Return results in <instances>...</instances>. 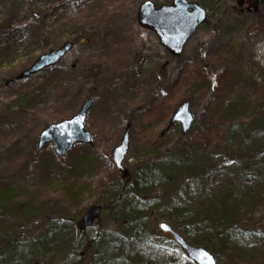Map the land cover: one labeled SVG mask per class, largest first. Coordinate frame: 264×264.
I'll use <instances>...</instances> for the list:
<instances>
[{"label": "trees", "instance_id": "trees-1", "mask_svg": "<svg viewBox=\"0 0 264 264\" xmlns=\"http://www.w3.org/2000/svg\"><path fill=\"white\" fill-rule=\"evenodd\" d=\"M89 3L88 0L83 2L73 19L67 15L56 18L51 29L28 25L16 29L10 18L7 23L1 21L0 57L10 54L16 44H31L35 38L43 37L42 32L56 31V28H61L57 38L63 42L61 38L68 27L86 21L89 27L106 28L111 33V46L106 47L110 53L99 55L105 61L101 66L105 71L103 79L109 81L115 66L129 52L130 31L125 27V16L119 12L121 0H100L92 9ZM0 4L3 5V1ZM10 9L6 3L1 14L10 13ZM263 20L264 14H261L258 22ZM12 34L19 35L11 38V44L2 42V35ZM88 39L93 40V37L89 35ZM79 40L77 42L86 41L85 38ZM104 41L101 40L102 46H105ZM209 56L208 67L211 68L205 67L202 71L185 63L173 79L168 78L161 67L141 78L134 94V98L141 99L135 104L145 106V117L153 116L151 122L156 123L148 122L144 133H140L136 153H143L145 158L133 165L127 181L108 174L98 187L105 196L103 206L109 205L122 213L117 218L120 223L117 231L100 229L96 238L82 244L81 232L79 238L73 235L78 219L70 225L67 218L56 222L54 217V224L35 242L18 236L17 243L11 246L0 241V264H23L41 249L54 264L63 252L75 254L76 248L81 246L84 248L80 260L74 262L67 258L61 264H171L167 244L157 234L148 232L154 210L160 220L169 223L186 240L211 251L219 264H264V231L248 233L244 227L246 216L264 201V67L249 58L250 54L236 41L219 45ZM220 66L224 68L215 76ZM97 67L98 64L93 74L86 72L85 63L70 66L68 70L57 67L45 71V82L31 95L32 102L23 104L22 110H46L50 120L69 118L90 96H85L86 85L94 81L98 86L92 92L100 101L95 103L93 111L101 106L97 117L100 123L104 122L93 127V133L110 137L103 134L108 128L105 125H109V129L119 127L125 106L120 95L112 101L106 100L103 85L98 81L101 69L98 67L97 71ZM157 86L164 90V96L157 93ZM211 88L213 91L208 98ZM201 99L210 114L206 124L196 127L187 136L174 125L172 138L159 143L161 134H155L154 126L168 121L179 103L191 100L195 106ZM38 100L45 105L40 107ZM78 147L81 152H77ZM78 147L69 154L65 164L60 165L55 159L42 162L36 184L30 182L20 185L19 189L6 190L3 201L11 216L25 215L37 229L40 212L46 211L39 210L43 198H52V192L57 195L56 192L64 188L57 196L61 202L72 205L75 198L85 195L88 185H78L80 179L88 172L104 168L105 159L91 146ZM62 182L66 186L60 185ZM58 212L54 213L63 215L62 211ZM9 228L7 235H16V227L10 224ZM250 237L257 238L255 243L248 240ZM167 242L176 245L170 237ZM179 253L184 254L181 250ZM184 261L193 264L186 257Z\"/></svg>", "mask_w": 264, "mask_h": 264}, {"label": "rangeland", "instance_id": "rangeland-1", "mask_svg": "<svg viewBox=\"0 0 264 264\" xmlns=\"http://www.w3.org/2000/svg\"><path fill=\"white\" fill-rule=\"evenodd\" d=\"M2 1L3 5L0 4V14L4 11L3 6L6 3L10 6L11 11L6 15H0V22L7 23V20L10 18L13 28L21 29L25 25H28V27L38 26L45 30V28L51 29V26L54 25L58 17L66 15L70 19L77 17L78 9L87 0H0V3ZM88 1L91 2L89 3V7L92 9L96 8L100 0ZM142 1L121 0L119 12L125 16V27L130 31L131 50L115 66L112 78L109 81L103 79L105 71L104 67L101 69V66L105 61L102 60L101 56L99 57L101 53L104 55L110 53V50L106 48L111 46V33L108 29H95L89 27L86 21H79L76 26L68 27L67 32L61 38L63 42L70 40L76 44L66 57L60 61L57 67L61 70H68L70 66L79 67V65L85 63L86 72L89 71L93 74L95 72L94 66L99 61L98 67L101 69V77L98 78V81L103 85V93L106 94V100L112 101L116 95H120L122 103L126 106V111L125 117H121L120 119L119 127L114 126L109 129V125H105L108 128L103 134L110 137L93 135V127H96L98 124L101 125L104 120H101L100 123L97 117V110H101V106L95 110L96 112L90 111L85 126L91 134L93 133L91 148L96 154L98 152L105 159V167L94 172H88L80 179L78 185H88V188L87 190L85 189L84 196L79 199L75 198L71 202L72 205H68L64 201L61 202L57 196L63 193L64 188L61 191L58 190L56 192L57 195L52 192V198H43L39 210L46 209V211L40 212L41 217H39L37 229L30 224L27 220L29 218L25 215L17 213L11 216L10 209L3 201V197L7 195L5 192L10 187L19 189L20 185H28L30 182L36 184V180L40 175L39 170L42 167V162L55 159L61 165L68 162V160L65 158L57 159L51 144L44 146L39 152L36 150L39 131L48 126L47 122L51 119L46 117L45 113L48 111L32 109L24 112L22 110L23 104L32 102L31 95L33 93L36 94L38 88L45 82L46 75L43 74L44 72L15 81L10 86H6L5 82L23 72L40 55L62 44L63 42H60L57 38L58 31L61 28L60 30L56 28V31L42 32L43 37L40 39L35 38L31 44L26 42L24 44H21L22 42L18 43L10 54L0 57V241L5 242L6 246H9L8 243H10V246L16 244V236L22 239L33 240L34 242L37 241L43 233L48 231L51 224H54V217L57 218L56 222H60L62 217L67 218L68 224L73 225L72 221H75V219L79 220L90 206L96 204L103 206L105 196L100 193L98 187H100L101 179L104 180L108 174L117 175L121 179V173L113 164L110 152L121 139L122 133L127 126L130 127L132 148L124 162L125 168L131 173L133 165L145 158L142 156L143 153H136L138 144H140V133H144L142 131L146 129L148 122L151 125L156 123L151 122L153 116H149L148 119L147 115L145 117V110H143L142 106L135 104V102L141 99L140 97L134 98V94L137 93L136 91L141 84V78L144 75L153 72L156 67H161L163 72L167 74V77L173 79L181 71L185 63L195 65L202 71V69L209 66V55L216 52L218 44H228L230 41L242 43L245 51L250 54L249 58H252L254 62L264 67V20L258 22L259 16L264 14V0L256 8V11L246 10L248 6H254L256 0H246L247 3L241 6L243 10H240V7L238 9V0H189L190 2H197L204 8L207 13V20L197 29L195 36L186 43L183 54L176 58L172 57L166 47L160 44L159 38L154 31L140 26L138 23L136 12ZM150 1L157 6H162L163 4H170L172 0ZM16 35L19 34L2 35V42L7 41L8 44H11V38L13 36L16 37ZM89 35L93 37V40L88 39ZM79 38H85L86 41L84 43L78 42L77 44L76 41ZM102 39H105V46L101 44ZM98 67L97 71H99ZM223 68L222 66L218 67V71L214 73L215 76L219 75ZM156 77L159 78L160 74H157ZM97 86L98 84L93 81L90 84L87 83L85 89V96L90 95L94 99V102L100 101V98L92 92L96 91ZM156 89L159 95H165L164 90L158 86ZM212 91L213 89L211 88L207 95L208 98ZM38 105L43 107L45 105L44 101L41 100ZM191 111L195 114L197 129L206 124L210 114L204 109V101L202 99L195 106H191ZM34 112H36V116ZM53 121H57V119L50 122ZM167 126L168 121H161V124L154 126L155 134H160ZM173 130V128H170L169 132L164 136L161 135L157 141L161 143L167 137L172 138L171 132ZM119 135L121 136L120 139H116V136ZM77 152H81L80 148ZM60 185L66 186L63 182ZM103 207L104 209L93 223L94 225L85 232H81L80 241L82 244H87L96 238L98 231H101L100 229L117 231L119 228L120 223H118L119 220L117 218H120L122 213L114 207L115 210H113L109 205ZM56 211H59L58 213L60 214L62 211L63 215L54 213ZM69 220L71 221L69 222ZM160 222L162 220H160L157 211L154 210L148 232L157 234L167 244L169 253L171 254V264H187L184 261L185 255L179 253V249L176 248L177 246L167 242L169 235L159 231L158 224ZM10 224L16 227V235H7L8 231H10ZM75 224L76 227L73 235L79 238L80 231L78 230V224ZM244 227L248 230V233L249 231L255 232L256 230L264 231V201H260L258 207L246 216ZM248 240L254 242L257 238L250 237ZM36 244L38 245V243ZM83 248V246L76 248L75 254L68 251L63 252L54 264L64 263L67 258L74 262L80 260ZM41 252L38 251L33 259H26L23 264H52L49 256ZM86 256L89 259V255Z\"/></svg>", "mask_w": 264, "mask_h": 264}, {"label": "water", "instance_id": "water-1", "mask_svg": "<svg viewBox=\"0 0 264 264\" xmlns=\"http://www.w3.org/2000/svg\"><path fill=\"white\" fill-rule=\"evenodd\" d=\"M173 4L163 5L156 8L155 4L150 1L141 3L137 16L139 22L143 26L154 29L160 42L164 47H167L173 56L180 55L183 52L186 41L193 36L198 26L206 19V13L197 3H191L187 0H173ZM73 47V43L67 42L56 50L47 52L35 60L33 65L22 72L14 80L6 82L11 85L17 79H23L40 72L46 67H51L57 64L68 51ZM190 101L182 103L178 106L175 114L170 120V123H180L181 131L187 134L194 124V117L189 110ZM92 107V100H87L82 104L72 118L60 121V123H52L47 129L39 135L37 150L41 149L45 144L53 143V148L58 157L66 155L72 150L75 143H90L91 136L89 131H85L84 122L87 113ZM124 137L112 152V158L117 167L126 173V169L122 163L126 159V154L130 150V135L127 128ZM101 206L96 205L89 208L79 222V229L85 230L91 226L93 221L100 214ZM161 230L171 231L169 225L162 223ZM174 240L187 253L192 262L198 264H217L212 253L200 246H193L178 233L173 231Z\"/></svg>", "mask_w": 264, "mask_h": 264}]
</instances>
